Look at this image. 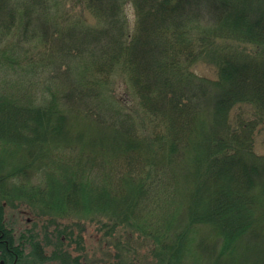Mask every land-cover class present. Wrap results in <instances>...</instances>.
I'll return each mask as SVG.
<instances>
[{
	"label": "trees",
	"instance_id": "trees-1",
	"mask_svg": "<svg viewBox=\"0 0 264 264\" xmlns=\"http://www.w3.org/2000/svg\"><path fill=\"white\" fill-rule=\"evenodd\" d=\"M11 70L0 264L24 261L27 245L44 253L30 220L17 230L11 200L54 222L106 214L167 264H264V0H0V72Z\"/></svg>",
	"mask_w": 264,
	"mask_h": 264
},
{
	"label": "rangeland",
	"instance_id": "rangeland-1",
	"mask_svg": "<svg viewBox=\"0 0 264 264\" xmlns=\"http://www.w3.org/2000/svg\"><path fill=\"white\" fill-rule=\"evenodd\" d=\"M127 10L131 18H134L133 6L129 5ZM196 69L201 75L216 77L214 67L207 63L199 65ZM44 74L45 77L49 76L47 73ZM5 75L17 78L13 70L0 72V82L6 80ZM124 78L117 75L109 88V93L114 100L128 98V88L123 81ZM45 79L47 78H43ZM48 81L49 79L42 85ZM122 103L125 104L126 100ZM244 109L246 112L251 111L247 106H244ZM255 147L259 153H264V124L257 132ZM7 212L17 219V230L20 224L30 220L31 224L27 223L29 226L27 231L35 235V239L41 243L44 251L43 255L37 254L32 251L33 247L27 245L26 259L20 261V264H167L165 255L154 242L146 238L142 231L129 224H115L101 212L72 214V220L59 218L55 219L57 222H54L51 220L52 210L48 211L40 205L19 204L13 200L8 202ZM56 225L73 227L72 239L63 240L62 238V242L56 238L59 230ZM55 250L60 254H54Z\"/></svg>",
	"mask_w": 264,
	"mask_h": 264
},
{
	"label": "flooded vegetation",
	"instance_id": "flooded-vegetation-1",
	"mask_svg": "<svg viewBox=\"0 0 264 264\" xmlns=\"http://www.w3.org/2000/svg\"><path fill=\"white\" fill-rule=\"evenodd\" d=\"M0 231H1V230H0ZM0 236H1V235H0ZM0 241H2L1 237H0ZM20 250H21V248H20ZM17 261H18L17 263L20 264V261H21V260H20V255H19V254H17Z\"/></svg>",
	"mask_w": 264,
	"mask_h": 264
}]
</instances>
